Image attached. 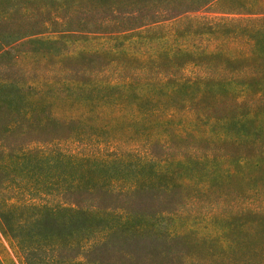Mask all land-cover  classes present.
Wrapping results in <instances>:
<instances>
[{"label": "trees", "instance_id": "trees-1", "mask_svg": "<svg viewBox=\"0 0 264 264\" xmlns=\"http://www.w3.org/2000/svg\"><path fill=\"white\" fill-rule=\"evenodd\" d=\"M16 1L0 0V51L5 45L1 39L12 37L8 24L18 12L28 23L27 33L32 37L49 30L56 33L55 29L81 16L100 15L94 31H106L117 27L118 6L124 4L123 0H25L19 7ZM223 2L217 0L220 7ZM252 2L245 5L253 9L250 15H256L257 3L264 0ZM232 21L221 24V29L227 33L241 30L248 52L233 54L228 47L210 53L192 51L177 45V40L153 58H142L123 48H107L92 55L102 54L109 60L106 66L91 71L84 82L66 90L55 89L56 93L75 94L74 99L65 98L66 102L59 104L60 112L47 118L69 126L77 143L73 154L58 155L59 160H71L76 167L77 177L62 189L74 193L75 203L68 205L66 194H60L55 203L21 199L13 203L8 194H0V230L24 264H86L79 256L92 238V227L100 226L101 234L107 228L102 222L109 212L94 204L95 200L176 191L202 194L205 180L219 177L215 152L222 148L229 149V158L243 152L235 160L223 161V165L241 159L261 161L264 110L256 104L264 103V18L241 20L246 23L229 30L234 27ZM114 31L118 33L116 41L123 39V31ZM188 66L194 70H186ZM148 68L155 70L151 75L154 79L147 78ZM13 92L18 89L0 86V95ZM11 102L13 105L7 98L3 101L8 109ZM48 104L52 105L46 102L45 106ZM19 109L10 110L17 114ZM20 119L26 123L32 120L26 113ZM31 152L38 162L52 159L51 151L41 148H23L20 158ZM260 219L264 222V214ZM125 222L116 224L124 226ZM58 223L75 225L85 234L63 243L48 232Z\"/></svg>", "mask_w": 264, "mask_h": 264}, {"label": "rangeland", "instance_id": "rangeland-1", "mask_svg": "<svg viewBox=\"0 0 264 264\" xmlns=\"http://www.w3.org/2000/svg\"><path fill=\"white\" fill-rule=\"evenodd\" d=\"M24 1L16 2L21 7ZM123 1L116 14L117 27L106 31H94L100 15L74 18L73 23L55 29L56 33L49 30L32 37L19 12L8 24L12 37L1 39L5 45L0 51V86L7 84L18 92L0 95V194H8L13 203H19L18 199L55 203L60 194H66L68 205L75 203L74 193L62 189L77 177L76 167L71 160H59L58 155L73 154L77 143L69 126L47 118L60 112L59 104L66 102L65 98H75L70 91L56 93L55 89L66 90L84 82L91 71L109 63L102 54L92 56L96 51L123 48L142 58H153L177 40V45L192 51L210 53L228 47L238 54L248 52L246 38L241 30L227 33L220 25L233 20L234 27L229 30H234L246 23L241 20L264 18L262 2L257 3L258 14L250 15L253 9L245 4L252 0H225L223 7L217 0ZM114 30L123 31V39L116 41L118 33ZM153 71L147 69V78H155L151 77ZM6 98L13 101L10 109L20 108L17 114L4 105ZM44 102L52 105L45 106ZM256 106L264 110V103ZM24 113L31 122L19 121ZM23 148L50 150L52 159L38 162L34 150L20 158ZM228 154V148L215 152L219 177L206 179L202 194L176 191L95 200L94 204L109 212L102 222L107 228L101 234L102 228L94 224L92 238L80 251L79 259L86 264H264V222L260 219L264 214V154L259 162L241 159L223 165V161L235 160L243 152L233 158ZM121 220L126 221L124 226L116 224ZM48 232L63 243L85 234L75 225L60 223L51 225ZM10 244L0 230V263L24 264Z\"/></svg>", "mask_w": 264, "mask_h": 264}]
</instances>
